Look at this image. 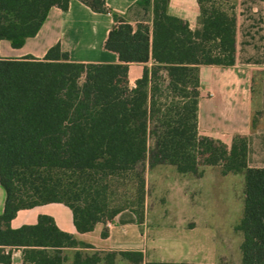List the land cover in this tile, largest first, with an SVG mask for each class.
<instances>
[{
    "label": "trees",
    "instance_id": "obj_1",
    "mask_svg": "<svg viewBox=\"0 0 264 264\" xmlns=\"http://www.w3.org/2000/svg\"><path fill=\"white\" fill-rule=\"evenodd\" d=\"M81 1L94 11L113 12L106 0ZM69 2L0 0V40L21 46L38 32L52 6L66 10ZM169 2L137 0L129 11L140 7L143 16L134 23L113 13L104 47L118 54L116 63L62 60L59 44L42 59L0 57L1 263L12 264L19 247L23 264H63V247L86 243L48 214L12 227L17 211L63 202L79 231L92 230L129 207L113 203L120 179L133 182L137 204H143L148 158L150 167L172 164L184 174H200L205 164L242 173L244 211L236 224L243 234L240 264H264V167L247 165V135H236L227 145L198 129L199 65L235 63L236 0H198L201 28L195 30L170 13ZM150 61L132 86L129 63ZM119 254L134 264L144 262L141 251ZM101 259L99 251H80L75 264Z\"/></svg>",
    "mask_w": 264,
    "mask_h": 264
},
{
    "label": "crops",
    "instance_id": "obj_2",
    "mask_svg": "<svg viewBox=\"0 0 264 264\" xmlns=\"http://www.w3.org/2000/svg\"><path fill=\"white\" fill-rule=\"evenodd\" d=\"M136 1L106 0L112 13L94 11L81 0H70L66 10L52 6L38 32L27 37L21 46L15 47L10 40L1 39L0 57L42 59L59 44L62 60L119 62L118 54L106 49L104 43L115 23L113 13L125 16L132 23L139 20L132 14L133 10L129 11ZM169 11L187 21L190 28H201L198 0H170ZM235 11V63L199 65L198 129L201 134L227 145H231L236 135H247V165L264 167V0H236ZM151 64V61L129 63L132 86L145 66ZM200 170V174L186 173L193 175L197 183L192 196L181 198L179 203L184 206L174 211L169 232L150 234L149 224L140 220L131 207L120 210L107 222L96 223L92 230L81 232L76 228L70 207L57 201L19 209L11 226L34 224L40 214L51 215L61 230L72 233L87 245L63 247V264H75L80 251H99L100 264H134L119 254L129 250L143 252L142 264L146 261L240 264L238 232L242 235L241 244L243 234L236 229L240 221L238 192H227V181L221 178L242 173H224L221 165L205 164ZM212 171L216 175L211 180L205 179L207 172ZM244 187L245 179L240 201L241 197L244 200ZM180 192L185 194L182 188ZM4 202L5 191L0 183V213ZM104 229H108L105 236ZM12 264H23L22 248L13 249Z\"/></svg>",
    "mask_w": 264,
    "mask_h": 264
},
{
    "label": "rangeland",
    "instance_id": "obj_3",
    "mask_svg": "<svg viewBox=\"0 0 264 264\" xmlns=\"http://www.w3.org/2000/svg\"><path fill=\"white\" fill-rule=\"evenodd\" d=\"M132 14L140 19L143 16V11L140 7H136ZM153 138L150 137V145H152ZM149 157V153H148ZM188 174L180 173L177 168L172 164H156L152 167L149 166L148 158L145 162V192L144 201L142 205L137 204L138 194L134 188L133 182L120 179L114 186V194L112 195L114 204H128L129 207L134 209L140 220L146 221L149 224L150 234L157 231H170L171 225L174 222V211L179 207L184 206L180 204L182 197L192 196V190L197 183V179ZM216 172H207V180L215 176ZM210 177V178H209ZM227 181V192L232 194L238 192V221L243 215L244 200L239 194L243 190L244 177L242 174H236L221 178ZM114 184V185H115ZM183 189L185 194L180 192ZM242 194V193H241ZM145 218V219H144ZM242 240L241 233L238 232V258L241 255L240 244Z\"/></svg>",
    "mask_w": 264,
    "mask_h": 264
}]
</instances>
